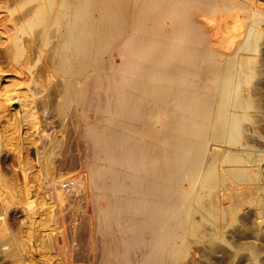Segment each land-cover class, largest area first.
I'll use <instances>...</instances> for the list:
<instances>
[{"label":"bare ground","instance_id":"bare-ground-1","mask_svg":"<svg viewBox=\"0 0 264 264\" xmlns=\"http://www.w3.org/2000/svg\"><path fill=\"white\" fill-rule=\"evenodd\" d=\"M0 13V34L5 36L1 46L6 42L3 57L16 60L17 68L24 67L20 60L30 56L27 52L44 49L54 36L49 62L60 77L61 90L54 92L59 96L57 110L73 107L76 121L82 124L90 160L86 178L90 200L95 202L91 209L104 236L115 244L107 246L105 264H132L136 245L150 247L142 248V262L175 264L181 255L176 252L180 232L192 234L196 229L190 220L193 207L202 210L205 218H214L219 208L213 192L203 191L215 186L210 171L205 170L201 188L196 184L201 161L210 139L216 144H241V121L251 104L239 96V88L248 84L257 72L252 64L261 60L235 53L223 60L215 53L207 55L203 33L186 0H0ZM33 29L37 34L22 37ZM256 42V33L249 29L238 49L253 53ZM110 48L120 52L119 65L102 60ZM99 75L105 85L102 125L93 117ZM29 94L32 103L24 98L22 102L21 97L19 101L23 125L36 131L39 160H49L54 141L42 137L47 134L38 129L35 111L42 106ZM8 136L10 145L12 136ZM156 154L162 156L158 165ZM228 158L230 163L242 161L236 155ZM241 170L229 172L239 180ZM118 253L122 257L115 263L112 258Z\"/></svg>","mask_w":264,"mask_h":264},{"label":"rangeland","instance_id":"rangeland-1","mask_svg":"<svg viewBox=\"0 0 264 264\" xmlns=\"http://www.w3.org/2000/svg\"><path fill=\"white\" fill-rule=\"evenodd\" d=\"M186 6L203 33L207 55L215 53L223 60L235 53L237 57L261 60V63L252 64L257 72L248 84H240L239 88V96L251 104L242 117L241 127L244 130H241V144H216L210 139L208 152L201 161L196 184L198 189L201 188L200 181L208 171L216 178L215 186L203 187V191L213 192L219 208L215 209L216 213L213 209L208 211L217 216L205 218L202 210L193 207L190 220L195 222L196 229L193 235L191 232H180L182 239H176V252H181V255L175 264H264V0H186ZM249 29L257 37L256 51L253 53L238 49ZM36 31L33 29L22 37L32 36ZM38 36L35 35V38ZM4 37L1 33L0 39L5 40ZM47 41L44 49L27 52L26 55L30 54L27 59L24 56L19 58L24 62L22 68H17L20 65L16 60L5 55L3 57L6 42L3 46L0 44V106L3 103L2 109L0 107V264H105L107 246L111 244V247H115V244L104 236L92 212L93 206L91 209L93 203L90 199L93 197L86 178L89 149L82 124L76 121L73 107L66 106L62 112L61 109L57 110L59 96L55 93L61 90L60 77L54 74L49 62L54 36ZM119 53L107 49L102 54V60L113 66L119 65ZM117 73L113 72L114 75ZM98 78L93 95L96 108L93 117L100 125L105 85L101 75ZM52 84H55L54 87ZM29 92L42 106L35 110L40 123L38 129L45 132L42 134H47L42 137L54 141L49 160H39L40 154L36 151H39L40 144L35 140L36 131L34 133V130L23 125L19 101L21 97L22 102L32 103L29 101L34 97ZM8 134L12 136L10 145H7ZM229 155L239 156L242 161L230 163ZM155 158L158 165L162 156L156 154ZM230 169H242L243 177L236 180ZM218 179H221L220 182ZM101 200L97 202L101 203ZM207 204L204 201V207ZM110 227H113L112 223ZM145 247L134 246L136 252L132 254L136 257H133L132 264L152 263L150 260H140L142 248H150L148 245ZM121 257L122 254H114L112 260L118 263Z\"/></svg>","mask_w":264,"mask_h":264}]
</instances>
